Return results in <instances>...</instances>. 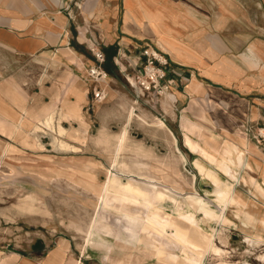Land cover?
<instances>
[{"label":"rangeland","instance_id":"rangeland-1","mask_svg":"<svg viewBox=\"0 0 264 264\" xmlns=\"http://www.w3.org/2000/svg\"><path fill=\"white\" fill-rule=\"evenodd\" d=\"M247 7L252 14L253 4ZM244 18L237 17L238 33L245 30ZM126 19L131 20L127 13ZM100 26L71 24L73 35H86L78 39L82 44L71 45L83 54H74L75 67L70 59L61 64L53 51L26 57L0 46V258L9 264L40 263L59 247L58 264H264V187L256 186L260 183L248 174V162L241 163L242 149L235 145L239 128L249 147L264 150L256 138L262 125L239 122L229 103L205 109L202 119L195 109L182 112L190 94L185 101L166 100L171 87L161 94L142 90L137 78L143 73L142 52L153 48L163 55L156 39L144 40L137 57L118 56L111 44L108 59ZM114 28L119 31L120 23L106 25L110 32ZM232 42L235 59L243 62L240 53L252 40ZM97 50L104 54L103 80L89 74L98 64ZM250 75L257 80L251 93H262L260 68ZM77 88L84 95L79 114H73L65 100L74 101ZM54 103L53 120L46 125L43 111ZM123 128L126 139L116 149ZM101 130L105 141L99 140ZM251 154L250 148L243 159ZM225 163L232 167L224 168ZM109 173L131 192L139 185L161 197H152L149 207L144 201L111 199L102 211L97 192ZM235 173L238 180L232 179ZM230 191L233 200L224 204ZM206 237H212L207 252ZM212 244L221 253H212Z\"/></svg>","mask_w":264,"mask_h":264},{"label":"crops","instance_id":"crops-1","mask_svg":"<svg viewBox=\"0 0 264 264\" xmlns=\"http://www.w3.org/2000/svg\"><path fill=\"white\" fill-rule=\"evenodd\" d=\"M250 3L254 6L252 14L247 7ZM126 13L131 17L129 23ZM239 14L245 17V22H240L245 24V30L238 33ZM118 23L119 31L106 29V25ZM71 24L101 25L99 38L105 39L107 46L115 44L118 56L131 53L137 57L134 54L145 45L144 40L156 39L158 48L159 44L165 47L166 51L159 50L168 59V70L181 75V82L171 87V93L164 95L166 100L177 97L185 101L186 94H190L192 97L182 112L195 109L202 119L208 108L224 109L222 105L229 103V109L239 122L252 120L264 126V86H261L262 93H251L257 90V80L250 75L260 68V77L264 79V1L0 0V46L18 55L41 57L47 51H53L60 55L61 64L70 57L76 60L74 54L83 56L71 45L73 42L82 44L78 39L84 40L86 35H73ZM96 32L91 30V34ZM227 39L229 42H225ZM243 39L252 42L240 53L243 61L240 62L234 57L232 41ZM66 49L72 53H63ZM72 60L69 65L75 67L76 62ZM74 94L75 100L66 99L65 103L71 110L69 113L79 114V101L84 93L76 89ZM153 121L163 125L159 118ZM235 134L239 143H233L240 145L237 146L239 149L245 152L251 148L255 152L246 160L242 155L241 163L243 160L248 162V174L264 187V150L249 147L248 136L241 129L237 128ZM236 177L238 180L237 174L232 179L236 180ZM56 249L59 251V247ZM54 251L40 263L23 260L20 264H46L47 261L58 264L60 260L52 257ZM0 264H9V261L0 258Z\"/></svg>","mask_w":264,"mask_h":264},{"label":"bare ground","instance_id":"bare-ground-1","mask_svg":"<svg viewBox=\"0 0 264 264\" xmlns=\"http://www.w3.org/2000/svg\"><path fill=\"white\" fill-rule=\"evenodd\" d=\"M146 2V1H145ZM130 6V5H129ZM159 49L161 51H166L165 50V47L162 45V44H159ZM63 53L69 55L71 52L70 49H66L63 51ZM158 56L163 59V57L161 55L158 54ZM70 59L72 60L73 57H70ZM66 73V72H65ZM67 74V73H66ZM65 74V75H66ZM69 74V73H68ZM100 80H103V78H101ZM78 91H80L81 89L77 88ZM170 97V96H169ZM16 99H18V97H16ZM55 110H56V104H51L49 105L48 107H46L43 111V114L45 116V124L46 125H51V122L53 120V117H54V114H55ZM56 116V115H55ZM63 117V113L62 111L59 112V118H62ZM156 121H159L158 119H156ZM57 122V121H56ZM43 124V123H42ZM56 125V124H55ZM53 126V125H52ZM51 127V126H50ZM53 128V127H52ZM59 132H62L64 130V128L62 127V125H60V123L57 124V128ZM55 129V130H56ZM66 129V128H65ZM106 139V136L104 134V131L101 130L100 131V136H99V140H103L105 141ZM126 139V129L123 128L121 129V131L119 132V134L117 135V142H116V149H122V144L124 143ZM213 139V138H211ZM58 142V141H57ZM59 142H65V141H59ZM67 142V141H66ZM39 145V144H38ZM65 145V144H64ZM68 145V144H67ZM224 145V144H223ZM72 146V145H71ZM69 146V147H71ZM223 149H226L227 148V145L225 144L224 146H222ZM243 150L241 151L242 155H243ZM214 157V156H213ZM221 165V164H220ZM224 168L226 169H230V167L228 165H225L223 164ZM108 171V170H107ZM69 179V178H68ZM236 180H237V177H236ZM70 181V180H69ZM100 186V185H99ZM258 188H261L262 186L260 185H256ZM87 189V188H86ZM134 192H131L127 189V185L124 184L123 182H121L115 175L113 174H110L109 173V176L107 178V180L101 185L99 191L97 192V201H100L101 202V209L102 211L105 209V206L104 204L108 203V201H110L111 199L112 200H117V201H126V202H129L130 204L132 205H136V204H142V201H144L143 205L146 206V207H149V203L151 201H154V199L152 197H155V198H159L161 197V192L158 191V190H146L145 188L139 186V185H134ZM264 193V192H262ZM34 194V193H33ZM35 195V194H34ZM110 196H112V198H110ZM238 196V195H237ZM96 197V196H95ZM94 197V198H95ZM141 197L144 199L142 200ZM233 200V197H231V191L227 193V195L225 196V199H224V204H226V202H230ZM244 201V200H243ZM110 204V203H109ZM245 204V203H244ZM32 204H30L31 206ZM100 205V204H99ZM125 205V204H124ZM129 205V204H128ZM21 206V205H20ZM33 207V205H32ZM124 207V206H123ZM26 208V206H25ZM139 208V207H138ZM127 209H128V206H127ZM146 209V208H145ZM148 210V209H147ZM30 211V209L28 210ZM101 211V212H102ZM149 213V212H148ZM153 215H155L157 218H159L160 220H165L166 217L160 215L159 213H151ZM94 216V214H92ZM218 218H220V214L217 215ZM217 218V219H218ZM92 219V218H91ZM95 219H93L92 224H90L88 226L89 227H93V223H94ZM170 223V222H169ZM91 230L89 229L88 230V233L87 234H90ZM89 236V235H88ZM213 237V236H212ZM212 237L208 238L206 240L205 243H203L204 245L202 246H205L206 250L205 252H207V249L208 247L210 246L211 244V240H212ZM87 239V238H86ZM248 240L250 241H254V242H258L259 241V238H254V239H251V238H248ZM200 241V239H199ZM202 241V240H201ZM171 246V244H170ZM210 251L212 253H221V248L217 247L215 244H212L211 247H210ZM58 252V250L56 249L53 253H52V257H55L56 256V253ZM176 260V259H175ZM174 261V260H173ZM51 263V261H47L46 264H49Z\"/></svg>","mask_w":264,"mask_h":264},{"label":"built area","instance_id":"built-area-1","mask_svg":"<svg viewBox=\"0 0 264 264\" xmlns=\"http://www.w3.org/2000/svg\"><path fill=\"white\" fill-rule=\"evenodd\" d=\"M98 64L90 69V76L95 78H103L106 73L101 68V64L104 60V54L99 50L94 52ZM145 57L143 65V73L137 75V78L141 80L142 90L151 91L153 90L156 94H161L169 87L177 85L181 82V75L176 72H170L169 63L166 56L159 54L155 49L145 48L142 52ZM161 55L163 59L159 56ZM145 78V79H144ZM246 131H251V126L245 127ZM257 137L262 143H264V126L256 128Z\"/></svg>","mask_w":264,"mask_h":264},{"label":"trees","instance_id":"trees-1","mask_svg":"<svg viewBox=\"0 0 264 264\" xmlns=\"http://www.w3.org/2000/svg\"><path fill=\"white\" fill-rule=\"evenodd\" d=\"M111 47H112V45H109L107 47L106 46L102 47V51L104 52V54L106 55V57L108 59H110L111 55H112V52H110ZM104 67H105V69H107V65H104Z\"/></svg>","mask_w":264,"mask_h":264}]
</instances>
